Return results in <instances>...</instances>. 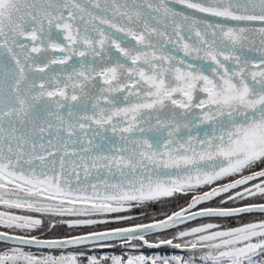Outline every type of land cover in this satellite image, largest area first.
<instances>
[{"label": "snow or ice", "instance_id": "1", "mask_svg": "<svg viewBox=\"0 0 264 264\" xmlns=\"http://www.w3.org/2000/svg\"><path fill=\"white\" fill-rule=\"evenodd\" d=\"M173 2L191 11H178L164 0H143L142 5L136 0H105L104 7L99 0H0V181L7 182L0 183V205L27 213L0 211V227L24 233L0 232V242L6 245L0 264H264V220L227 230L206 223L179 231L174 239L183 243L166 239L149 244L145 239L148 232L174 229L187 218L264 214V203H248L204 207L185 217L189 209L224 193L229 195L222 203L264 199V52L258 62L243 64L236 55L237 46L256 25L264 46V0ZM153 13L190 24L199 43H177L169 50L166 44L173 43L172 37L149 25L156 19ZM194 13L245 26L206 23L202 33L199 25L205 22ZM77 19L81 26L74 27ZM104 25L115 31H106ZM174 27L182 41L181 25ZM54 28L62 31L54 34ZM53 35H62L65 43L45 44ZM126 37L135 45L126 43ZM57 52L63 55H51ZM74 57L79 59L70 64ZM250 63L259 70H249ZM55 65L61 66L58 72ZM92 170H106L112 180L91 184ZM214 184L219 186L211 187ZM205 187L210 190L193 195L187 208L154 223L70 239L32 234L46 226L37 216L118 214L116 221L129 220L123 214L134 208ZM5 193L14 198H5ZM108 222L62 221L69 228ZM111 240L170 245L180 251L124 259L26 250L89 243L103 247Z\"/></svg>", "mask_w": 264, "mask_h": 264}, {"label": "flooded vegetation", "instance_id": "2", "mask_svg": "<svg viewBox=\"0 0 264 264\" xmlns=\"http://www.w3.org/2000/svg\"><path fill=\"white\" fill-rule=\"evenodd\" d=\"M118 2L121 3V1H119V0H118ZM168 4H170V3H168ZM170 5L173 6L172 4H170ZM184 11L185 12H190L191 10H188L187 9V10H184ZM200 14L201 13H194L195 17H198V19H200V20H202V21L205 22V23H202V24L199 25L200 31L203 33L205 31V28H206V23H212L214 25L216 23L215 22H208V21L200 18L198 16ZM108 15L110 16L109 13H108ZM65 19L66 20L68 19V17H67V11L66 10H65ZM69 22H72V21H69ZM72 23L74 24V27H75V25L81 26L80 23H76L75 21L72 22ZM123 23H126V22H123ZM170 23L173 25V27L170 30L167 31V34L169 36H170V34H174L175 33L174 24H180L181 25V34L191 33V32L194 31L193 33L195 35V39H198L197 36H196L195 29L192 28L190 25H184L183 22L182 21H179V20H177L175 22H173L172 20H170ZM149 25L151 27H154L150 23H149ZM184 26L186 27V29H183ZM224 26L225 27H241V26H235V25H224ZM102 27H104L106 31H115L114 29H109L108 26H106V25H104ZM249 27H251V25ZM162 28H165V26L162 27ZM255 28H256V30H258L259 26H255ZM158 30L161 31V28L158 27ZM57 31H62V30H57L55 28L53 29V33L54 34ZM138 31H139V29H138ZM210 35H211V31L209 30V36ZM53 37L55 39L57 38L55 35H53ZM61 37H62V35H61ZM126 38L128 39V42L131 45L132 43H130L131 40H129V39H132V38L131 37H126ZM152 39L153 40H156V37L153 36ZM61 55H63V54L59 53V56H61ZM113 55H117V53H115L114 50H113ZM245 56H246L245 57V60H248L249 61V57H247L248 55H245ZM88 58H90V57H87V59ZM78 59L79 58L76 57L75 59H73L72 62L71 61L70 62L73 63L74 61H76ZM241 64H243V63H241ZM53 67H55L54 69L59 70L61 66L55 65ZM236 67H237V64L233 65V68H236ZM248 67H249V70H251V71H258L259 70V69L253 68L251 64H249ZM261 67H262V65H261ZM262 68H264V67H262ZM6 147L7 146H5V148ZM49 150L50 151H55L54 149H51V148ZM37 151L38 152L40 151L39 148L37 149ZM68 151H69V153H71L70 152L71 151V145H69ZM62 154L63 153L61 152L58 155H62ZM49 159H52V157H49ZM67 159H69V158L67 157ZM76 162H79V161L77 160ZM69 168H71V167L69 166ZM57 170H59V164L58 163H57ZM80 177H81V180L84 179V176H80ZM88 181L91 184H96L98 182L97 178L96 177H93V176H89L88 177ZM225 181H228V180L226 179V180H224L222 182H225ZM73 182L75 183V180ZM0 183H7V182L6 181H0ZM250 183H249L248 186H250ZM8 187L10 188L11 185H8ZM203 189H201V190H203ZM201 190H199V191H201ZM3 192H4V190L3 189H0V193H3ZM234 192L235 191H232L231 194H234ZM194 193H196V192L190 193V195L187 196L184 199L182 198L181 201H179L180 203H178L177 205H175L172 209L166 211L165 214L168 213L171 210H174L175 208H178V207L184 205L188 201L189 197L192 194H194ZM225 194L226 193L222 194L220 197H215V198H213V200L207 201L204 204L197 205L194 208L197 209V208H204V207H239L241 205H245V204H248V203H264V199H261L259 197H256V198L249 197L247 200H235V201L229 200V201H227V203H222V200H226L227 196L229 195V193H228V195H225ZM5 198H14V197H12L10 193H5ZM0 211H12L13 212V211H18V210H9L5 206L0 205ZM19 211H21V210H19ZM245 215H246L245 213H241L238 216L228 217V218L200 217V218H196L198 220L194 221V222H197V223H195V224H193V225H191L189 227H186V229H191L192 227H199V226H202L203 224H206V223H214V224H218L221 229H224L225 230V229H229V228L234 227L235 224L239 223L240 221H242L244 219V216ZM252 215H257L259 218H264V214H261V213H252ZM101 216H103V215H100L99 217H97V220H102L101 219ZM65 217H72V216H63V217H61V216H55V217H52V218H54L56 220H60L61 218H65ZM156 217L149 218V219H144V220H138L137 219L136 221L137 222H143V221H148V220L154 219ZM130 221H135V219L129 220V222ZM52 223L56 224L57 221H53L49 217V219L47 220L46 228L44 229V231L43 232H40L41 230H39V231L33 232L32 234L36 235L40 239H62V238H68V237H73V236L80 235V234H83V233H87L86 231H89L90 232L92 230H100V229H107V228H112V227H119V226H123V225H126V224L129 225V223H125V224L124 223H121V224H114V225L111 224V225H105V226H101V227H99V226L92 227L90 225V226H87V227H81L78 230H73V228H71V230H68L69 227L66 226V229L65 230H62L60 233L57 232L55 234H52L49 231L50 230L49 229L50 227H47V225L52 224ZM0 232H8V234H10V235H23L24 234L22 232H19V230H9V229H5L3 227H0ZM78 232H80V233L78 234ZM161 232H164V231H159V232H154V233L147 234L145 236V238H147V237H149V236H151L153 234H157V233H161ZM170 235L173 236V233L170 234ZM174 240H176V239H174ZM158 241H161V240H158ZM148 242H154V241H148ZM178 242L183 243V241H179V240H178ZM103 243L106 246H103L102 247V246H100V244L89 243V244L79 245V246L73 245V246H69L68 248H65V249H40V248H36L35 246H33L31 249H26V250L31 251V252L35 253L36 255H41V254H59L61 252H63V253L84 252V253H87L89 255H94L97 258H103L105 256H107V257L120 256V257H123L124 259H127V257H129V256H133V255H129V253H130L129 250L130 249L131 250L134 249V250H136L137 253H141V252H143V250H142L143 247H139V245L140 246H143V245L145 246V244H143L141 241H138V240L137 241H132V242H130L128 244H125V243H123L120 240H111V241H106V242H103ZM5 247H6V245L3 242H0V251H3L5 249ZM147 249H150V247L148 246ZM123 252L127 253L128 255L123 256ZM131 253H135V251L132 250ZM107 264H111V261L110 260L107 261Z\"/></svg>", "mask_w": 264, "mask_h": 264}, {"label": "rangeland", "instance_id": "3", "mask_svg": "<svg viewBox=\"0 0 264 264\" xmlns=\"http://www.w3.org/2000/svg\"><path fill=\"white\" fill-rule=\"evenodd\" d=\"M119 1H121V3H122V0H119ZM99 2H100L102 7L105 6V0H99ZM109 2H110V0H109ZM153 2L158 4L160 2V0H153ZM164 2L166 4H168V3L172 4L173 6H171L170 4H168V6L174 8V9H176L178 11L185 12L184 10H187V9L183 8L181 5L175 4L173 2V0H164ZM136 3H137V5H142L143 0H136ZM122 10H124V9H122ZM129 10H130V8H129ZM93 11H96V10L93 9ZM146 11H149V10H146ZM108 13L110 14V16H112V10L111 9L109 10ZM153 16H155L156 19H150L149 23L152 24L157 29H158V27H160L161 31H166L167 32L168 30H170L173 27V25L170 23L171 19L170 18H162V14L161 13H153ZM198 16L202 17L204 15L200 14ZM208 18L209 19H213V18H211L209 16H208ZM116 19L119 22V17L118 16L116 17ZM161 19H163V22L162 23H157L158 20H161ZM209 19H208V21H210ZM78 21L79 20L77 19L75 22L76 23H80V21L79 22ZM163 24L164 25L167 24V28H162V27H164ZM76 26L77 25H75V27ZM241 26H243V25H241ZM225 28H228V27H225ZM183 29H186V27L184 26ZM193 32L186 33V34H181V36L184 37V39L182 41L179 40V38L175 35V33L174 34H170V36L172 37L173 43L172 44H166V47L169 50H171L177 45V43H181V44L182 43H189V44H197V43H199L198 39H195V35H194ZM129 40H131V42H130V43H132L131 45H135V41L134 40H132V39H129ZM53 41L54 42L65 43V41H63V38L60 36L59 38H56V39L54 37H52L51 41L50 40H45V44H48V43L53 42ZM126 41L128 42L127 38H125V42ZM25 43H28L29 45H31L32 42L31 41H25ZM78 50H83V49L81 48V49H78ZM262 52H264V46L261 45V36H260L258 30L251 31L248 34V38L242 42V45H238L237 49H236V55H238L240 57V62L241 63H243L245 61V57H246L245 55H248L247 57H249V61L258 62L260 60ZM51 55L59 56V53L58 52L57 53H51ZM117 55H119V54L117 53ZM176 55L182 57L183 54L182 53H176ZM75 58L76 57H74L73 59H75ZM87 60H91V57L88 58ZM71 62H70V64H71ZM190 62L194 63V64H200L201 63V61H190ZM204 63L207 64L208 62L204 61ZM224 63L228 64L230 67H233V65L236 64L234 61H232V62L225 61ZM262 67H264V65H262ZM54 70L58 72L60 69L59 70L54 69ZM117 95H122V94H117ZM120 106H123V105H120ZM67 171H71V169L68 168ZM251 183H250V186H248V187H251ZM237 190H241L242 191V188L241 189H237ZM237 190H233V191H237ZM189 195H190V193L188 195L176 194L173 197L164 198V199H162L161 201H158V202H152V203L147 204V205H145V206H143L141 208H134V209H132V211L123 214V215L130 216L131 219H129V220L135 219V221H130V222H129V220L116 221L115 217L118 214H107V215L101 216V219L109 221L108 223L93 224L91 226L92 227H94V226L101 227V226H105V225H111V224L114 225V224H121V223H124V224L125 223H129V225H130V224L138 223L136 221L137 219L138 220H140V219H149V218H153V217H156V216L158 218V217L163 216L165 214V211H167L168 209H170V208L174 207L175 205H177L178 203H180L179 201H181L182 198L184 199V198H186ZM225 195H228V193H226ZM13 213L17 214V215L27 214V213H23L22 211H19V210L18 211H13ZM245 214L246 215L244 216V219L242 221H240L239 223L235 224L234 227H239V226H241V225H243L245 223H254V222H259L261 220H264V218H259L257 215H252V213H245ZM49 217L53 221H57V223L55 224L56 225L55 228H51V227L49 228L50 229L49 231L52 234H55L57 232L60 233L62 230L66 229L67 225L62 223V221L75 220V219H96L97 220V217H99V216H93V217H76V216H72V217L61 218L60 220H56V219L52 218L53 216H44V217L37 216L36 218L44 219L45 225H46L47 224V220L49 219ZM196 220H198V219L190 220L188 222H185V223H182L180 225H177L176 228H174V229L163 230L164 232L157 233L158 235L157 234H153V235H151V236H149V237H147L145 239L148 240V241H154V242H157L158 240L172 239L173 243H177L178 240L177 239L174 240L173 238L178 236V232L179 231H189L190 229H186V227H189V226L197 223V222H194ZM126 225H128V224H126ZM45 228H46V226L42 227L40 232H43ZM80 228L81 227L73 228V230H78ZM112 228H114V227H112ZM107 229H109V228H107ZM68 230H71V228H69ZM100 230H102V229H100ZM225 230H227V229H225ZM92 231H96V230H92ZM86 232H89V231H86ZM79 233L80 232H78V234ZM172 233H173V236L170 235ZM145 246L144 245L143 246L139 245V247H143V249H142L143 252H141V253H137L136 250H134V249H132V250L135 251V253H131L132 250L130 249L129 250V252H130L129 255L136 256L138 254V255L147 256L149 258H151V257H165V256H171L173 254H177L180 251V250L173 249L170 245L161 244L159 247H150V249H147L148 246H146V247ZM125 255H128V254L123 252V256H125Z\"/></svg>", "mask_w": 264, "mask_h": 264}, {"label": "water", "instance_id": "4", "mask_svg": "<svg viewBox=\"0 0 264 264\" xmlns=\"http://www.w3.org/2000/svg\"><path fill=\"white\" fill-rule=\"evenodd\" d=\"M202 15H204V16H200L201 18H203L204 20H206V21H208V16L206 15V14H202ZM209 17H211V16H209ZM211 18H213V19H209L210 21H208V22H215L216 24L217 23H219V24H224V25H235V26H241V25H244L245 26V24L243 23V22H236V21H230V20H228V21H226V20H224L223 18H219V17H211ZM250 26V25H249ZM256 26H259V25H256ZM53 68H55V67H53ZM177 111H180V110H177ZM153 119H155V118H153ZM203 127V126H202ZM72 146H71V151L70 152H72ZM65 159H67V157H65ZM77 163H79V162H77ZM71 169V168H70ZM77 171L80 173V176H84V172H83V170L82 169H77ZM90 176H93V177H96L97 178V180H98V182L96 183V184H102L103 183V181L105 180V179H109V180H112V177L107 173V171L106 170H101L100 171V173L99 174H97V172H96V170H92V174L90 175ZM118 178V177H117ZM228 181H225V182H221V183H227ZM217 186H219L218 184H214V185H212L211 187H217ZM210 190V187H208V188H206V189H204V190H202V191H199V192H196V193H194V194H192L190 197H189V199H188V201L184 204V205H182V206H180V207H178V208H176V209H174V210H172V211H170V212H168L167 214H165V215H163V216H161V217H159V218H155V219H152V220H148V221H143V222H139V223H135V224H130V225H123V226H119V227H135L137 224H150V223H154V222H156L157 220H161V219H167V216L168 215H171L173 212H176V211H180L181 209H185V208H187L188 207V205H189V203L191 202V197L193 196V195H195V194H202L204 191H209ZM246 205V204H245ZM245 205H241V206H239V207H243V206H245ZM197 206V205H196ZM195 206V207H196ZM202 208H197V209H195V208H191V209H189L186 213H185V217L187 218V217H190L191 216V214H193V213H198L200 210H201ZM197 218H200V217H198L197 216ZM190 220H193V219H191V218H187V219H185V221L183 222V223H185V222H188V221H190ZM180 224H182V223H178L177 225H180ZM114 228H117V227H114ZM114 228H109V229H102V230H97L96 232H104V231H109V230H111V229H114ZM159 231H163V230H158V231H152V232H148L147 234H150V233H154V232H159ZM92 232V231H91ZM90 232H88V233H83V234H80V235H76V236H73V237H77V236H87L88 234H89ZM146 234V235H147ZM10 235V234H9ZM70 238H72V237H68V238H62V239H70ZM47 240H58V239H47ZM142 243H143V241H141ZM160 243V241H157V242H149V244H159ZM144 244V243H143ZM161 245V244H160ZM148 246V245H147Z\"/></svg>", "mask_w": 264, "mask_h": 264}, {"label": "trees", "instance_id": "5", "mask_svg": "<svg viewBox=\"0 0 264 264\" xmlns=\"http://www.w3.org/2000/svg\"><path fill=\"white\" fill-rule=\"evenodd\" d=\"M149 204H150V203H149ZM172 208H173V207H172ZM172 208H170V209H172ZM170 209H168V210H170ZM165 212H166V211H165ZM140 220H144V219H140ZM190 239H191V237L188 238V240H190Z\"/></svg>", "mask_w": 264, "mask_h": 264}, {"label": "bare ground", "instance_id": "6", "mask_svg": "<svg viewBox=\"0 0 264 264\" xmlns=\"http://www.w3.org/2000/svg\"><path fill=\"white\" fill-rule=\"evenodd\" d=\"M28 151H30V149Z\"/></svg>", "mask_w": 264, "mask_h": 264}]
</instances>
